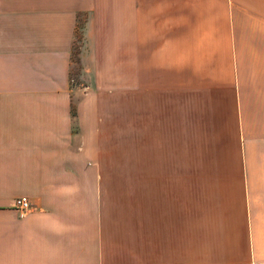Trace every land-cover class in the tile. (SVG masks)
<instances>
[{"label":"crops","instance_id":"obj_1","mask_svg":"<svg viewBox=\"0 0 264 264\" xmlns=\"http://www.w3.org/2000/svg\"><path fill=\"white\" fill-rule=\"evenodd\" d=\"M0 264H264V0H0Z\"/></svg>","mask_w":264,"mask_h":264},{"label":"built area","instance_id":"obj_2","mask_svg":"<svg viewBox=\"0 0 264 264\" xmlns=\"http://www.w3.org/2000/svg\"><path fill=\"white\" fill-rule=\"evenodd\" d=\"M29 206H30V203L26 196H18L16 198V207L19 209L20 215H23Z\"/></svg>","mask_w":264,"mask_h":264}]
</instances>
